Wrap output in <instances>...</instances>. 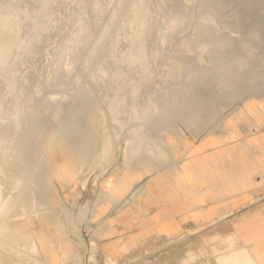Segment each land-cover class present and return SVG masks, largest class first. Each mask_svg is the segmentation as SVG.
<instances>
[{
	"label": "rangeland",
	"instance_id": "374dc122",
	"mask_svg": "<svg viewBox=\"0 0 264 264\" xmlns=\"http://www.w3.org/2000/svg\"><path fill=\"white\" fill-rule=\"evenodd\" d=\"M122 1L127 8L137 0ZM180 1L181 9L197 18L167 28L173 39L161 47L165 54L158 61L160 72L165 70L161 65L171 64L176 74L174 63L180 58H202L200 69L210 66L207 77L213 79L217 70L212 65L223 53L210 57L211 46L199 34L211 26L218 40H245L251 58L262 54V39L247 41L244 30L215 26L199 11L200 0ZM170 4L149 0L155 27L162 21L158 9ZM108 12L91 21L92 39L78 38L74 48L59 56L65 30L74 19H67L62 7L48 13L62 37L44 40L35 68L30 64L25 69L35 73L29 74L32 78L48 76L52 86L56 70L66 82L49 92L52 100L45 110L21 115L20 130L9 147L7 168L21 187L13 191L15 183L9 181L2 189L5 195L13 191V196L20 191L21 198L11 209L3 210L0 203V215H6L0 223V264H264V69L254 86L205 88L199 94L207 97L201 101L151 120L148 133L158 140L166 161L156 164L142 156L126 163L124 134L112 140L104 155V131L112 129L104 124L112 91L99 86L83 62ZM232 15L226 13L225 23ZM126 47L122 39L119 48ZM224 69L221 64L219 70ZM79 96L80 107L75 101ZM76 107L85 131L96 132L84 159L68 142L53 140ZM44 159L45 165L40 162L37 169ZM33 178L39 184L31 188ZM21 244L24 247L15 248Z\"/></svg>",
	"mask_w": 264,
	"mask_h": 264
},
{
	"label": "bare ground",
	"instance_id": "6f19581e",
	"mask_svg": "<svg viewBox=\"0 0 264 264\" xmlns=\"http://www.w3.org/2000/svg\"><path fill=\"white\" fill-rule=\"evenodd\" d=\"M64 1L66 4L62 6L61 0H0V203L3 210L8 206L11 209L21 198L20 191L13 196L21 181L14 178L15 175L7 168L10 164L8 150L20 130V117L23 113L45 110L48 101L52 100L49 92L61 89L66 82V77L58 75L56 70L52 86L48 76L35 75L32 78L29 74L35 73L25 69L30 64L35 68L34 58L42 51L44 40L53 41L62 37L61 28L48 17L50 11L62 7L65 17L74 19V23L65 30L66 40L59 46L56 56L74 48L82 36L92 39L91 21L98 20L109 11L107 23L99 29L83 63L88 72H94L98 77L99 86L110 87L112 91L106 101L110 113L104 119V124L112 129L104 131L106 138L102 152L105 155L111 148L112 140H119L124 134L123 157L126 163L142 156L156 164L167 160L158 140L148 133L147 125L151 120L201 101L207 97L199 94L205 88L225 90L228 86L241 83L254 86L260 81L261 69H264V49L262 54L259 52L251 58L245 40L238 41L230 36L218 40L211 26L201 28L199 34L200 39L211 46L210 57L221 54L219 51L223 53L221 61L212 65V69L217 70L213 79L207 77L210 66L203 71L200 69L202 58L185 61L180 58L174 63L178 73L171 72V64L161 65L165 70L160 72L158 61L165 54L161 47L173 39L167 28L181 22L191 23L197 18L193 11L181 9L180 0H169V6L158 9L162 15L158 27H155L156 22L147 10L149 0H137L127 8L122 0H106L103 3L99 0ZM82 2L86 4L83 8L80 7ZM199 7V11L215 26L222 25L228 31L244 30L247 41H264V0H200ZM169 11H174V15H168ZM229 11L233 15L225 23V15ZM122 39L127 42L126 49L119 48ZM223 45L225 48H222ZM221 64H225L224 72L219 70ZM128 74L131 77H127ZM134 76L138 79L135 80ZM75 101L80 107L81 96ZM78 107L67 113L63 125L55 130L53 140L68 142L75 154L85 158L94 146L96 132L85 131L83 121L76 115ZM48 151L49 148L45 152ZM40 162L43 167L46 159L39 161L37 169L41 166ZM9 181L15 184L13 191L5 195L2 186ZM36 184L39 181L35 178L29 183L31 188ZM106 196L114 198L109 194ZM31 200H36L34 191ZM5 217L0 215V223ZM22 247L24 245L21 244L15 248Z\"/></svg>",
	"mask_w": 264,
	"mask_h": 264
}]
</instances>
